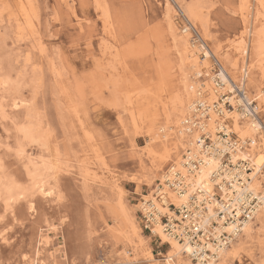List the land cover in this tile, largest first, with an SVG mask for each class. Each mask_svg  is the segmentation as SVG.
Returning a JSON list of instances; mask_svg holds the SVG:
<instances>
[{
	"label": "rangeland",
	"instance_id": "374dc122",
	"mask_svg": "<svg viewBox=\"0 0 264 264\" xmlns=\"http://www.w3.org/2000/svg\"><path fill=\"white\" fill-rule=\"evenodd\" d=\"M259 1L0 0V264H162L168 244L155 226L144 228L139 209L163 181L147 186L159 161L149 127L180 87L176 39H197L181 7L200 11L197 32L206 30L232 77L247 41L257 81L255 35L245 31L264 36ZM207 62V75L217 74V62ZM201 71L198 82L216 89ZM225 89H216V103L232 96ZM256 142L264 155V131ZM255 228L250 251L230 264H264V230Z\"/></svg>",
	"mask_w": 264,
	"mask_h": 264
},
{
	"label": "bare ground",
	"instance_id": "6f19581e",
	"mask_svg": "<svg viewBox=\"0 0 264 264\" xmlns=\"http://www.w3.org/2000/svg\"><path fill=\"white\" fill-rule=\"evenodd\" d=\"M259 3H263V2L259 1ZM261 5L263 4H260V6ZM181 9H182L181 11L183 18L190 26V28L195 30L197 39L188 40L184 37H179L178 39H176V41L182 47V63L185 70L183 69L181 70L180 87L178 88L177 92L173 94L169 108L167 110H163V118H161L162 122L158 120L156 114L150 121L149 129L151 132V136L149 139V143L151 142L153 144L155 143L157 144L159 150V161L157 166L154 168V170L150 172V179L147 186L148 187L153 186V183H155L159 175H161L162 179L166 177L167 176L165 174L166 171L168 173L170 172L171 175L176 174V172L179 171L181 173V176L183 177L180 179H184V182L187 185L185 193L179 195L177 192L171 193L170 191L165 190V188L163 189L161 188L160 190L156 189L155 193L157 194L158 197H160L159 200H161V203H166L169 200V202L174 204L175 206H180L186 203L188 197L191 196L196 189H202L205 193L209 192L211 187V184L209 183L210 176L213 174L214 171H216L218 165V160L216 159V157L215 158L213 156L206 157V154L200 155V158L203 160V164H201L198 170L192 172V171H188L190 170L189 167L187 168L184 167L185 164L183 165L182 156L188 152L190 155L199 156V153L197 152V147L195 145V141L199 136L200 132L207 133L211 138V141L215 144H218L216 142V135H215L217 127L222 126L224 125L225 122H227L231 133L235 134V136L239 141L245 142L247 139L250 142V146L247 150L245 151L237 150L235 153H231V160L235 161V159L238 158L241 159L247 158L250 160L252 171L249 174L251 181L248 184V188L253 193H259L260 191L262 197L264 198V188L262 182L263 180L262 171L264 169V155L262 153H259L258 151H257L258 153L256 152V143H257L256 138L259 134V131L262 132L264 131V124H261L258 121H254L255 118H247V117L244 118V114L251 113L252 108L254 110H258V107H262V106L264 107V87H261L262 82L264 81V67H263L264 44L262 43V39L264 38V36L261 39V37L259 36L260 33L258 29H256L257 31H255L252 28L250 30L245 31V34L248 35V37L255 35V39H254L255 56L253 58V61L255 60L258 63V67L260 68L261 71V76L259 77V80L253 81L252 77L249 76L247 70L249 66V64H247L248 47H249L247 41H241V43L238 44L237 50H239L240 55L243 58H241L242 59L241 66L240 65L237 66V64H231L233 69L238 70L239 72L238 77H232L230 76V72H229L231 69H228L226 63L219 60L218 53L216 51L211 50L207 45L204 39L206 34L203 33L206 30L199 33L197 32V27L195 25V22L196 21H199L200 23L202 22L200 11L196 10L195 7L191 6L190 4L185 8L181 7ZM260 30H261L260 32H262V28H260ZM196 43L198 44L197 46H195ZM199 51L205 57V59L201 62L198 61V59L196 58L197 52ZM207 59H214L217 62L216 65H218V69H219L217 74L207 75L208 74L207 69L209 67ZM202 67L206 68L204 75L209 76V78L210 76L212 77L213 83L211 85L215 84L214 82L215 79L217 78L220 81L221 86L219 85L220 87H217L216 89L220 90L226 88L225 90H228L227 92L232 95L231 97H227L226 99H224V101L227 100L233 106L234 109L233 111L225 112L223 110V105L216 103L214 99H216L215 94L217 93L218 90L214 89L212 86L210 87V83L204 86V84L198 82L197 79L203 75L201 71ZM188 73H190V75H188ZM247 84L251 85L250 87L251 90L246 89ZM251 92L253 94H250ZM204 93L208 95L210 101L211 100L214 101H212L211 103L206 101L205 99L206 97L204 96ZM196 102L206 103L208 116L207 118L199 122V126L197 125L194 126V128H189V127L187 128L185 127L184 122L186 120L193 121L192 117L193 116L196 117L195 114L193 113L194 103ZM238 107H239V111H237ZM217 108L221 109L220 111L222 113V117H219V115L217 114L216 112ZM225 128L228 127L225 126ZM227 131L229 132V130ZM253 150H255L256 153L253 152ZM188 156L189 155H187V157ZM169 163H171L172 165L168 167L165 172H163V168ZM161 178L159 177V179ZM160 182L162 183V181ZM10 191H12V189ZM13 192L17 193V191L14 190ZM13 192H11V194ZM19 194L21 193L19 192ZM175 199L178 202H176ZM150 200L151 203L154 204L156 209L160 211V213L166 210V208L161 207L160 202H156L154 198L153 200L152 198ZM129 222L131 227L135 226V224L132 223L131 220H129ZM257 225H259V227L264 230V200L259 212L255 215V217L251 221H248L244 225L241 232L242 235L241 236L239 235L240 237L237 236L235 238V241L231 242V244L227 248L222 249L221 251L218 252L219 254H218L217 262L209 263V264H230V260L234 258L236 255H238L239 251H250V246L252 245L253 242L252 240L254 239V233H256V229H257L255 227ZM154 226L156 227L155 232L162 239V242L168 244V250L165 256L163 257V260L161 262L162 264H194L189 259L188 254L190 253V246L187 243L180 244L177 242V240L169 238L163 232V229L159 224L158 220L155 222ZM229 229H231V225H228L227 228H225L226 231H229Z\"/></svg>",
	"mask_w": 264,
	"mask_h": 264
},
{
	"label": "built area",
	"instance_id": "2783aa9c",
	"mask_svg": "<svg viewBox=\"0 0 264 264\" xmlns=\"http://www.w3.org/2000/svg\"><path fill=\"white\" fill-rule=\"evenodd\" d=\"M215 84V88L221 86L217 78ZM219 102L225 112L233 110L228 101ZM206 106V103H194L193 113L196 117H192L193 121L186 120L185 127L199 126V122L208 116ZM220 110L217 108L216 112L222 117ZM246 117L258 121V110L252 108L251 113L244 114V118ZM222 126H218L215 133L218 144L213 143L207 133L200 132L195 141L199 156L190 155L189 152L182 156L184 167H189L188 171L192 172L203 164L200 155L216 157L218 165L210 176L209 192L196 189L185 204L175 206L169 201L161 203L160 197L154 191V200L160 202V206L165 207L167 212L160 213L151 200L143 201L139 209L145 229L152 233L158 220L169 238L190 246L189 259L195 264L217 262L218 252L227 248L241 234L244 225L259 212L264 200L261 193H253L248 188L251 181L249 174L252 171L250 160L247 158L231 160V153L247 150L250 142L247 139L245 142L239 141L235 134L231 133L227 122ZM165 174L167 176L163 178L162 183L157 184L156 189L165 188L171 193L184 194L187 185L184 179H180L183 178L181 173L178 171L171 175L166 171ZM228 225H231V229L226 231Z\"/></svg>",
	"mask_w": 264,
	"mask_h": 264
},
{
	"label": "snow or ice",
	"instance_id": "6c2138e0",
	"mask_svg": "<svg viewBox=\"0 0 264 264\" xmlns=\"http://www.w3.org/2000/svg\"><path fill=\"white\" fill-rule=\"evenodd\" d=\"M41 193L43 195H46V196H53L54 195L52 192H49V191H47L45 189H41ZM21 199H23V197H21ZM28 211L29 212L33 211L32 206H29ZM4 219H5L4 216H0V221H3ZM8 230L9 229L7 228V225H5V232L8 231ZM2 235H3V233H0V236H2ZM25 260H27V257H25Z\"/></svg>",
	"mask_w": 264,
	"mask_h": 264
}]
</instances>
